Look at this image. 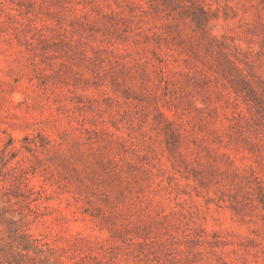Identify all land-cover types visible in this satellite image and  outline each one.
<instances>
[{"label": "rangeland", "instance_id": "1", "mask_svg": "<svg viewBox=\"0 0 264 264\" xmlns=\"http://www.w3.org/2000/svg\"><path fill=\"white\" fill-rule=\"evenodd\" d=\"M0 264H264V0H0Z\"/></svg>", "mask_w": 264, "mask_h": 264}]
</instances>
